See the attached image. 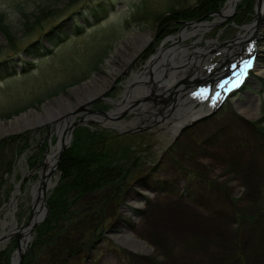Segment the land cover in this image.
Wrapping results in <instances>:
<instances>
[{
  "label": "rangeland",
  "instance_id": "rangeland-1",
  "mask_svg": "<svg viewBox=\"0 0 264 264\" xmlns=\"http://www.w3.org/2000/svg\"><path fill=\"white\" fill-rule=\"evenodd\" d=\"M197 1L0 0V65L6 63V67H15L18 73L0 83V123L17 120L25 123L28 119L23 117L37 112L46 117L48 104L67 112L69 103L73 111L80 105L98 109L104 112L97 116L100 123L90 124L86 120L81 124L73 132L62 160L77 156L72 151L79 148L78 134L88 130L86 136L90 139H95L94 133L111 139L101 150L104 154L112 151L109 158L113 161L108 165L125 172L115 179L110 177L102 185L100 180L96 183L101 169L92 172L93 177L88 173L92 164L71 169L69 178L62 177L59 165L52 178L54 182L60 180L47 195L44 223L50 218V196L65 178L66 186L73 183V187L79 182L84 185L82 181L87 174L86 181L93 184L88 188L89 195L81 198L74 211L79 221L58 237L75 236L67 249L61 238H56L52 247H40L37 232L32 233L28 253L35 251V264H66L59 259L65 249L69 264H264V135L258 132V124L264 120V75L252 73L244 89L234 93L214 116L187 123L176 138L167 134L169 126L163 122L149 125L135 121L137 111L125 110L110 116L116 103L124 100L128 77L145 68L159 49H167L174 43L188 47L191 53L198 46L206 51L216 49L208 55L212 65L224 57L219 54L221 47L217 48V44L232 45L229 42L245 35L246 27L256 23L260 31L255 36L261 47L256 62L264 67L263 0H240L228 18L217 15L228 0L223 3L216 0L217 10L204 17L178 13L179 9L189 13V7ZM93 8L107 10L106 18L76 35L77 28L91 17L89 12ZM193 22L209 26L186 39L179 38L183 29H193ZM58 26L61 28L55 33L67 31L65 37L69 41L56 46L52 56L36 60L22 52L38 40L51 48L54 41H48L44 34ZM245 44L248 45L242 49L233 47L235 55L239 53L236 57L239 62L252 48L248 40ZM28 63L35 64V68L23 76L20 71ZM215 66L213 71L217 70ZM97 78L108 80L94 87L101 94L92 91L93 97L88 98V93L82 90L76 93L79 87L91 86ZM103 97L116 103L106 101L93 107L88 104ZM59 99L62 106L57 103ZM76 118L79 120L81 116ZM104 121H110L111 125H105ZM56 139L57 135L53 136L54 144ZM90 139L86 140L88 144L98 143ZM51 145L47 129L32 132L27 147L24 141L18 143L19 154L6 173L0 198V234L13 227L12 217L7 219L8 226H3L5 213L17 196L14 193L17 185L26 179L14 218L19 227L28 223L33 204L32 185L39 175L27 176L36 167V171L43 170ZM121 145L129 151L121 150ZM165 212H176V222L172 218L166 223ZM155 219L157 223L153 225ZM97 226L98 235L102 230L106 232L104 239L86 232ZM136 239L146 247L129 248L128 242ZM18 242L19 237L14 236L2 246L0 255H8L10 264ZM80 254V261H71Z\"/></svg>",
  "mask_w": 264,
  "mask_h": 264
},
{
  "label": "bare ground",
  "instance_id": "bare-ground-1",
  "mask_svg": "<svg viewBox=\"0 0 264 264\" xmlns=\"http://www.w3.org/2000/svg\"><path fill=\"white\" fill-rule=\"evenodd\" d=\"M240 0H228L225 8L218 13L219 17L222 18H228V15H231L237 8L238 3ZM263 5L261 7V10H264V0L262 1ZM260 10V9H259ZM260 10V12H261ZM231 13V14H230ZM195 24V25H194ZM193 29L190 31L188 28L183 29L182 32L179 34V38L186 39V37L197 34V32L202 31L203 28L209 26L205 24H197L192 23ZM190 28V27H189ZM247 33L243 36H240L233 40L232 45H222L224 48H221L224 52V57L220 60V62L217 64V69H220L219 75L229 72V68L225 67L230 65L229 63L234 59L236 56L233 47L238 46L239 49H242L245 46V43L247 42V39L255 37L256 33L260 31V26L256 23H253L246 27ZM145 42L147 40H144ZM253 41V40H252ZM251 42V41H250ZM217 48L220 47V45H216ZM242 47V48H241ZM143 48V47H141ZM140 48V50H142ZM260 44L258 45L257 42L254 43L253 49H251V53L258 55L261 52ZM213 51H206L204 47L198 46L197 51L191 53L188 50V47H180L177 46V43H174L172 46H170L167 49L161 48L158 50V53L156 57L151 59L147 66L143 69H141L138 73H134L132 76L128 77L127 85L124 86L125 92L123 94V101L118 104L113 100H110L111 103H116V110H112L110 112V116H117L120 115L125 110H133L137 111V113L134 117H136L135 121H139L143 124H153L155 121L157 122H163L169 128H167V134L168 135H174L176 136L178 132L181 131V129L189 122L194 121L197 118L203 117L204 114L209 112L213 107L216 106L218 101H220L221 97H215V92L218 89V87H213L211 93L206 94L205 91H200L196 93L195 96H191L189 87H191L193 83L196 81H203L199 80L200 78L204 79L207 77V75L210 73L211 69L214 67L210 64L208 61L209 54ZM201 69H204V72L201 71ZM230 71H232L230 69ZM255 71L257 73H260L261 75H264V67L258 66L256 64ZM115 72L117 73L118 70L116 69ZM213 73V72H212ZM216 76V74H215ZM249 79V78H248ZM247 79V80H248ZM107 81V79H104ZM103 78H97L94 82H92L91 86H84L79 87V89L76 90V93L79 91H84L83 93H88V98H92V91L99 92L101 94L102 92L100 90L95 89L96 85H98L99 82H104ZM110 82V80H109ZM193 87V86H192ZM180 89H183L182 94L179 93ZM173 92V93H171ZM176 93V101L171 103V105L163 109V114L158 116V109L155 108L151 102L154 101V99L157 97H162L163 99L167 97H172L173 94ZM139 96V97H137ZM207 97V99L205 98ZM81 102V101H80ZM84 102V101H83ZM62 106L63 102L62 100H58L57 102ZM82 103V102H81ZM79 103V104H81ZM68 107V112L64 109L57 110L53 105L48 104V109L45 111L46 117H42L41 113H33L34 115H30L29 117H23L24 119H28L25 123L19 122L18 120L16 122H12L9 124H3L0 123V137L4 135H28L30 137V134H32L33 129H46L48 127H52V132L57 134L56 144H54L51 141V152L46 154L45 159V165L43 170H40L38 174L41 176L40 179L37 182H34L32 185V194L34 197V201L37 203V206L35 207L36 213L32 219V221L29 223V225L25 228L24 235L29 233V230L32 228V226L41 219V214L45 213V207L42 206V199H43V191L46 190V192H49L54 188V179L51 176V171L53 168H55L57 164L58 155L62 149L63 144H67L69 141V134L66 131L70 126H73L74 123L78 122V118L71 117L69 119L68 115L73 113L74 107H72L69 104L66 105ZM223 107V106H222ZM222 109V108H220ZM219 109V110H220ZM238 110L243 112L241 106H238ZM158 111V112H157ZM161 112V113H162ZM246 113V112H245ZM138 115V116H137ZM216 115V114H215ZM214 116V115H213ZM159 120H158V118ZM161 119V120H160ZM105 125H111V122H105ZM22 132V133H21ZM115 184V183H114ZM17 196L12 199L9 205V212L5 213V220L3 221L4 227L8 226L7 219L9 217H12V229L11 231L7 232L4 230L0 234V251L2 249V246L6 243V240L9 237V233L16 232V230L19 228L17 222L15 221V213L16 208L18 207V199L21 196V193H16ZM89 195L86 193L84 197ZM81 199L75 200L72 202V205L70 207V213L67 218L63 221V228L64 232L69 231L70 228L74 225V223L79 221L80 218H78L77 215H75V209L80 203ZM157 208V207H156ZM158 207L157 209H159ZM157 212H161L160 209ZM156 212V213H157ZM155 213V214H156ZM165 215V221L167 223V220L170 221L172 218H174L176 222V212L175 214L170 213H164ZM157 219L154 220L153 225H155ZM76 222V223H77ZM42 225V224H41ZM176 227V226H175ZM173 229V228H172ZM175 229V228H174ZM173 229V230H174ZM98 226L94 228V230H86L87 233H92L94 238L98 239H104L105 233L103 230L99 232ZM63 234V233H62ZM29 237V235L27 236ZM75 237V236H74ZM72 238H65L62 240L65 242V248L69 246L73 242ZM40 237L38 236V239ZM58 238V240L60 239ZM30 239L32 240V235L30 236ZM30 240V241H31ZM57 241H54L53 239H49L48 244L45 246H53ZM45 243V242H44ZM130 245L128 247H135V248H141L146 247L144 242L136 239L132 240V242H128ZM66 254V253H65ZM64 254V256H65ZM82 254L75 260L71 261H80ZM15 259V258H14ZM62 262L65 261L66 264H69V260L64 258L63 256L60 259ZM73 264V263H70Z\"/></svg>",
  "mask_w": 264,
  "mask_h": 264
},
{
  "label": "trees",
  "instance_id": "trees-1",
  "mask_svg": "<svg viewBox=\"0 0 264 264\" xmlns=\"http://www.w3.org/2000/svg\"><path fill=\"white\" fill-rule=\"evenodd\" d=\"M217 1L216 0H204V2L206 3L204 4L203 2L202 4V0L200 1L198 0L195 3V6L191 8L189 7L188 9L189 13L186 12L185 10H180V9L178 13H182V11H184V16H188V17L191 16L193 13H196V16L198 15V17H200V15L203 16L205 14H208V13H211L217 10V8H215ZM220 1L221 3H223L225 0H220ZM106 12L107 10H103L102 8L98 10L96 8H93V10L89 12L91 17L87 19L86 24L88 26H91L94 22L95 24L101 22L106 17ZM53 29H54L53 31L45 34L48 37V39L51 40L52 42L54 41V44H56V41H57L58 45L65 43L67 40V38L65 37L67 36L66 32L64 30H61V32L55 33L56 29L59 30L60 27H56V28L54 27ZM83 32H84V28H80L75 33L77 35H81ZM43 51H48V50L44 49V47L40 44V42H35L33 44V47L23 50V52L26 53L27 55L38 56V57L42 56ZM34 68H35V65L33 64H31V66L28 68L26 67L23 68L22 69L23 74H27V73L29 74ZM8 69H9L8 66L7 68H4V69L0 67V82L14 75V73L7 74ZM263 122L264 120L258 124L259 125L258 132L264 135ZM88 134H89L88 130L82 132L81 135L78 134L77 148L78 147L79 148L77 150L75 149V151H72L73 149L71 148L65 153V157H66L68 152H71V151L72 153L76 152L75 155H77L76 156L77 158L74 155L71 156L70 159L63 158L64 160H62L60 164V170L62 173V177L65 176L66 178H69L67 175L71 171V169H76V168L79 169V168H82V166L84 165L87 166L88 164H92L90 167H88L89 168L88 173L92 177L95 176L94 173L97 169L98 170L101 169L102 174L97 176L96 183L99 182L100 180V183L102 185L105 184L106 180L109 179L110 177L111 178L114 177L115 179L116 175L118 176L121 173H125L122 168H119V167L117 168L114 166L111 168L108 165L113 161L109 158L110 156H113L112 151L108 150L106 154H104L105 152L101 150V149L104 150L105 147L108 146L107 142L110 141L111 139H108V140L104 139L103 135L94 133V138L98 141V143L88 144L89 142H86V140L90 139L88 138L89 136H86ZM29 138L30 137L28 135H20V136H13L11 138H8L7 140L0 142V198H2L4 194L3 188L5 186L6 173L8 172L9 169H12L13 165L16 163V160L19 154L18 143L20 141H24V144L27 147L29 144ZM95 139H90V140L94 141ZM82 141L85 142L86 145ZM79 142L81 143L79 144ZM120 149L123 151L125 150L129 151L128 148L124 147L123 145L120 146ZM104 171H107V172L104 173ZM87 176L89 175L86 174L84 176V180L82 181L84 185H80V182H79V185L73 186V187L71 186L73 183L66 186V183H65L66 178H65L64 182H62V184L60 185V188H58V190H55L53 195L50 197L48 201L49 208H50V218L45 221L46 223H43L37 229V235L41 237L40 239H38V242H37L38 244L41 245L40 247H46L45 245L48 244L49 239L55 240L60 235H62V233H64L63 221L65 218L69 216L70 207L72 205V202L75 200L81 199L82 197H84L86 193H90L88 188L92 187L93 183H88V181H86ZM1 204L2 203L0 202V205ZM66 249L63 251L59 259H61L62 256L66 258L64 256V254L66 253ZM2 255H0V264H10V262L8 261L9 256L8 255L2 256ZM36 257H37V254H36ZM35 260H36L35 251L29 252L27 253V256L25 257L23 264H35Z\"/></svg>",
  "mask_w": 264,
  "mask_h": 264
},
{
  "label": "water",
  "instance_id": "water-1",
  "mask_svg": "<svg viewBox=\"0 0 264 264\" xmlns=\"http://www.w3.org/2000/svg\"><path fill=\"white\" fill-rule=\"evenodd\" d=\"M217 15H218V14H217ZM194 25H195V24H194ZM99 100H100V98H99ZM99 100H93V101H90L88 104H89V105H92V104L98 102ZM81 112H87L86 114H88V115H90V114H95L94 111L90 110V109L87 108L85 105H84V106L81 105V106H80L75 112H73V113H71L70 115H68V118H67V119H69V118L72 117L73 115H74V116H77V115L81 114ZM85 120H86V116L83 117L82 119H80L79 122L74 123V126H70L68 129H66V131H67L68 134H69V141L71 140V138H72V134H73V131L76 129V127H78L79 124H80L81 122L85 121ZM48 134L50 135V134H51V131H49ZM6 136H7V135H4L3 138H5ZM68 146H69V143H68V144H63L62 149H61L60 154H59L58 165L60 164L61 159H62V156L64 155V152L66 151V149L68 148ZM58 165L55 167V169H53V171H52L51 174H53V173L55 172L56 168H58ZM22 186H23V183H21V184L17 187L16 190H19ZM36 206H37V203L35 202V204L33 205L34 210H33V213H32V215H31V218H30V221H29V222L32 221L33 216H34V214L36 213V212H35V207H36ZM42 206H45V210H46V212L43 214V216L41 217V219H39V221L36 222V223L33 225V227L29 230V233H27V234L24 235L23 232H24V228H25V227L22 226V227L19 228L16 232H13V233H11V234L9 235L10 237H11L12 235H16V236H18L20 239H22V245L20 244L21 242L19 241V248H18V255H17L18 257H17V260H16V262L13 263V264H22L23 259H24V254H25V251H26V248H27L28 242H29V240H30V234H32V233L34 232V230L38 227V225H39L40 223H43L42 221L44 220V218H45V216H46V214H47V211H48V208L46 207V190L43 191ZM28 235H29V237H27Z\"/></svg>",
  "mask_w": 264,
  "mask_h": 264
},
{
  "label": "snow or ice",
  "instance_id": "snow-or-ice-1",
  "mask_svg": "<svg viewBox=\"0 0 264 264\" xmlns=\"http://www.w3.org/2000/svg\"><path fill=\"white\" fill-rule=\"evenodd\" d=\"M250 54H251V52H250ZM245 65H246V67L250 68L252 66L251 60L245 61ZM233 67L235 68L236 66L233 65ZM241 70L243 71L244 69H241ZM237 86H239V85H237ZM221 87H223V85H221ZM216 95L219 96L220 93L219 92H216ZM205 98L207 99V97H205Z\"/></svg>",
  "mask_w": 264,
  "mask_h": 264
}]
</instances>
